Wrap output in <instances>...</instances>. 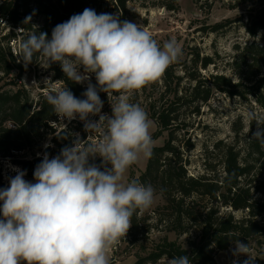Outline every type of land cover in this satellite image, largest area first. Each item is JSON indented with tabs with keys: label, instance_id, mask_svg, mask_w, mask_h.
I'll list each match as a JSON object with an SVG mask.
<instances>
[{
	"label": "clouds",
	"instance_id": "clouds-1",
	"mask_svg": "<svg viewBox=\"0 0 264 264\" xmlns=\"http://www.w3.org/2000/svg\"><path fill=\"white\" fill-rule=\"evenodd\" d=\"M31 19L26 16L23 23ZM37 54L45 58L44 68L59 63L69 81H88L84 99L65 86L50 89L46 100L59 118H79L85 131L99 139L89 143L77 134L55 157L45 152L33 173L35 183L24 179L25 170L10 165L16 175L0 189V264H110L108 250L126 236L136 211L150 208L155 196L150 184L125 182L129 168L153 154L151 120L130 102L131 95L161 78L182 49L175 39L161 47L138 24L85 8L57 24L50 38L31 32L19 45L18 62L27 66ZM93 74L96 85L90 82ZM99 92L119 94L111 115L102 114ZM248 118L257 124L252 139L264 145V121L252 112ZM96 156L102 159L100 166L89 163ZM234 245L233 256L245 255L243 264H253L248 244L237 239ZM169 264L192 262L183 255L170 258Z\"/></svg>",
	"mask_w": 264,
	"mask_h": 264
},
{
	"label": "trees",
	"instance_id": "trees-1",
	"mask_svg": "<svg viewBox=\"0 0 264 264\" xmlns=\"http://www.w3.org/2000/svg\"><path fill=\"white\" fill-rule=\"evenodd\" d=\"M127 2L128 0H3L0 2V21L6 20L14 28L21 29L20 42L34 30L37 34L47 33L50 38L57 24L67 21L74 14L82 13L85 8L94 9L97 14L109 11L108 14L118 16L121 21H129L122 14L128 11ZM29 15H39L42 23L36 26L31 19L29 24H24L25 17ZM232 21L234 18L218 21L210 29L213 32L218 31ZM246 29L253 37L262 33L263 42L253 40L233 60L240 73L237 81L219 72L211 73L208 77L201 76L197 69H206L214 63L213 58L210 55L201 56L200 50L191 47L194 52L190 60L196 68V72L194 70L188 74L194 81L189 93L191 101L205 103L210 100L213 92H224L242 98L253 96L264 107V0H260V6L247 14ZM15 36L16 32L13 31L0 37V157H12L13 162L23 167L30 177H34V170L42 157L18 159L16 156L18 153H25L27 149H33L46 133L54 134L56 129L50 122L57 121L59 117L47 103L44 94L36 98L20 82L27 67L37 62L39 54L27 66L22 61L18 62V57L9 44ZM180 63H185V60L178 59L163 74L167 105L153 113L159 125L156 135L170 129L176 120L174 105L183 98L179 96L182 76L176 73L177 65H182ZM185 67L188 71V66ZM49 68L54 78L62 81L75 97L83 99V87L69 81L59 63H53ZM4 79L6 82L2 83ZM52 141L58 147L57 155L62 148L72 145V139L64 129L54 134ZM173 141L174 136L170 129V136L165 143L153 146V154L148 160L146 170L135 181L143 185H148V181H158L161 185L159 192L165 196L166 207L176 215V220L180 222L182 217H186L199 225V232L194 240H189L188 246L166 239L148 253L136 254L137 259L133 264H154L164 256L172 258L183 255L189 256L191 262L216 264L213 255L215 249H227L237 239L247 244L254 237L260 240L264 236V199L258 198L255 191L264 193V186L255 185L251 179L247 180L254 169L251 160L243 161L241 150L236 145L225 144L223 175H215L211 168L213 173L208 171L199 176H191L187 174L181 151ZM249 148L251 149L247 155H255L258 167L264 169V147L253 140L249 143ZM44 151L53 152L50 146ZM95 161L102 159L95 158ZM0 188H4L1 175ZM193 195L207 197L213 205L197 212L194 206L197 200L187 201ZM222 207L242 209L247 213L238 218L232 212L223 214ZM138 212L139 210L133 215L132 226L128 230L129 235L134 236L131 241L137 240V234L141 232L143 238H148L152 227L146 222L147 217H139ZM179 227L177 224L174 229ZM121 240L122 237L119 242ZM260 264H264V258Z\"/></svg>",
	"mask_w": 264,
	"mask_h": 264
},
{
	"label": "rangeland",
	"instance_id": "rangeland-1",
	"mask_svg": "<svg viewBox=\"0 0 264 264\" xmlns=\"http://www.w3.org/2000/svg\"><path fill=\"white\" fill-rule=\"evenodd\" d=\"M2 1L0 0V2ZM31 6L34 7V5ZM259 6L260 0H128V11L122 13L123 17L128 18L130 22L136 23L143 30L148 31L161 47L164 41L175 39L182 49L179 59L185 60V63L177 65L176 73L182 76L179 96H183V98L174 105L177 117L170 129L174 136L173 142L181 151L188 175L199 176L208 171L213 173L211 168L215 175H223L225 144H234L241 150L242 160H251L250 163L254 164L253 172L247 180L251 179L255 185L264 186V169L258 167L255 155H247L248 150L251 149L249 143L254 140L252 134L257 130L256 121L249 120L248 114L249 112L255 113L257 120L264 121V107L253 96L242 98L224 92H213L210 100L205 103L191 101L189 93L194 81L188 77L189 72L194 70L196 72V68L190 60L194 52L191 47H196L200 50L201 56L210 55L214 62L206 69L201 67L197 69L201 76L208 77L211 73L219 72L237 81L240 73L233 60L253 40L263 42L262 33L253 37L246 29L247 14ZM108 13L110 12L108 11ZM241 15L242 19H240ZM231 18H234V21L222 29L211 31L212 24ZM32 19L36 26L42 23V17L39 15H34ZM13 31L16 32V36L10 40L9 44L17 56L21 43V29L14 28L6 20L0 21V37L3 34H11ZM185 65L188 66V71H186ZM45 66V58L39 55L37 62L29 65L20 79V82L36 98L41 94L47 96L50 89L65 87L62 81L53 77L50 68H44ZM46 78L50 81H45ZM3 82H6V79ZM90 82L93 85L97 84L94 74L91 76ZM87 84L88 81L80 84L84 91ZM8 87L9 85H7ZM164 89L165 81L162 76L157 81L134 91L130 99L131 103L139 104L151 120L150 133L153 146L163 145L170 136V129L156 135L159 125L153 117L155 110L167 105V93L164 92ZM99 95L103 101L102 114L111 115V105L116 102V97L119 94L114 93L108 96L104 92H99ZM89 119L98 120L99 116H90ZM50 124L56 129L54 134L61 129L66 130L72 143L77 138V134L79 139L87 140L88 138L89 141L98 136L96 133L90 134L85 131L84 122L79 118L73 120L59 118L57 121H51ZM54 134L46 133L41 140L37 141L33 149H27L25 153H18L16 158L42 157L43 159L46 144L53 150L52 153H48L49 158L55 157L58 147L52 141ZM262 146L264 147V145ZM95 158L99 159L100 157L96 156ZM95 158H90L89 163L100 166L102 161H95ZM148 160L149 158H141L132 165L125 174V182L137 180L146 170ZM10 165L25 170L13 162L12 157H0V175L4 182V188L9 186V177L16 175ZM24 179L27 181L30 179L27 171ZM149 184L155 190L153 204L147 210L138 212L139 217H147L146 222L152 225L148 238H143L141 232L137 234V240L131 241L134 236L127 232L121 242L108 250L110 264H133L137 259L136 254H146L166 239L188 246L189 240H194L198 235L199 225H195L186 217H182L180 222L177 221L176 215L166 207V198L159 192L161 186L159 182L148 181ZM255 192L258 198L264 199V193ZM193 200H197L194 205L197 212L213 205L207 197L193 195L187 198L188 202ZM221 212L223 214L232 212L238 218H242L247 213L246 210H233L230 207H222ZM146 222L144 221V223ZM177 224L180 226L179 229H174ZM248 246L250 255L254 259L253 264H260L264 258V236L260 240L254 237L249 241ZM234 247L233 241L227 249H215L213 255L216 264H233L234 260L237 261V264H243V261L248 257L245 255L234 257L232 254ZM169 260V257L164 256L154 264H169ZM192 264L199 263L192 261Z\"/></svg>",
	"mask_w": 264,
	"mask_h": 264
},
{
	"label": "built area",
	"instance_id": "built-area-1",
	"mask_svg": "<svg viewBox=\"0 0 264 264\" xmlns=\"http://www.w3.org/2000/svg\"><path fill=\"white\" fill-rule=\"evenodd\" d=\"M99 139V137L98 136H96V138L95 139H90V141L89 140H87V142H89V143H91V142H96L97 140ZM90 160V159H89ZM29 182H33V183H35L36 181L34 180V177H30V179L28 180Z\"/></svg>",
	"mask_w": 264,
	"mask_h": 264
}]
</instances>
